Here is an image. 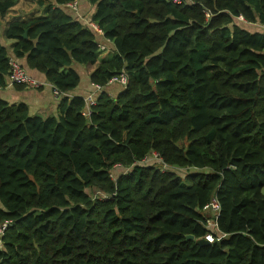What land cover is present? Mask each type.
I'll list each match as a JSON object with an SVG mask.
<instances>
[{"label":"trees","instance_id":"1","mask_svg":"<svg viewBox=\"0 0 264 264\" xmlns=\"http://www.w3.org/2000/svg\"><path fill=\"white\" fill-rule=\"evenodd\" d=\"M71 1L39 0L0 42V89L11 57L61 94L75 64L102 86L88 116L89 92L48 117L0 95V264H264V29L237 20L264 25V0H88L101 32Z\"/></svg>","mask_w":264,"mask_h":264},{"label":"crops","instance_id":"2","mask_svg":"<svg viewBox=\"0 0 264 264\" xmlns=\"http://www.w3.org/2000/svg\"><path fill=\"white\" fill-rule=\"evenodd\" d=\"M36 10L44 12V9L41 5H37L36 7H34L32 4V6L27 7L19 3L15 7V9L6 17L0 18V42L7 45V47L10 48V51L12 50L11 46L13 45V40L7 39L4 33L9 22L12 21L15 17L24 18L31 15L32 13H35L37 15V13L35 12ZM94 11L95 7L91 5L88 0H79V9L78 14L76 15L81 17L83 19V22L90 19ZM107 47V52L113 54L111 48L108 45ZM74 67L81 74L82 80L79 87L73 92L60 95L56 94L53 85L45 81L44 75L36 72L34 73V75H31L43 82V85L41 87L17 88L15 86L7 85V87L0 89V95L11 103L24 102L28 104L31 114L40 115L42 117H48L51 115L57 116L61 112V101L63 100V98H71L75 95H83L90 92L91 90L92 82L90 81L84 65L75 64ZM114 87L115 86L112 87L111 85L110 88L113 90Z\"/></svg>","mask_w":264,"mask_h":264},{"label":"built area","instance_id":"3","mask_svg":"<svg viewBox=\"0 0 264 264\" xmlns=\"http://www.w3.org/2000/svg\"><path fill=\"white\" fill-rule=\"evenodd\" d=\"M172 1L177 3V4H184V3L191 2L190 0H172ZM65 7L72 9L74 13L78 14L79 0H74V1L68 2L65 5ZM237 20L245 21L246 23H248L246 21V19L244 18V16H242V15L239 16L237 18ZM89 25L94 30L101 32V29L99 28V26L94 21H91L89 23ZM258 26H260V28L264 29V25L258 24ZM106 47H107L106 44H100V49L102 51H107L108 48H106ZM9 63H10V72L8 74L9 85L23 84V85H27L28 87H31V88H39L43 85V82L40 81L39 79L33 77L25 69V67L22 66L21 62H19L16 58L11 57ZM127 81H128V79H127L126 74L124 72H122L119 75L112 77L111 80L109 81V85L118 84L120 86H125L127 84ZM54 89H55L56 94H59V95L61 94L56 88H54ZM101 90H102V86L94 85V91L89 92L85 96L86 109L84 110V114L86 116L91 114L92 106L97 104V94ZM154 159L155 160L158 159V153L157 152H153L151 156H146L143 161H144V163L152 162V161H154ZM117 167H121V165L119 164V165H117ZM203 210L204 211H211L213 213L215 219H216L219 215L220 210H221V205H220L217 198H213L212 201L203 208ZM208 221H209L210 226L217 228V223H216V221H214V219H209ZM10 225H11L10 220L1 223L0 224V235H3L5 230ZM224 236H226V234L219 235L220 238H222ZM204 239L207 240L209 243H212L215 240V235L213 233H208Z\"/></svg>","mask_w":264,"mask_h":264},{"label":"rangeland","instance_id":"4","mask_svg":"<svg viewBox=\"0 0 264 264\" xmlns=\"http://www.w3.org/2000/svg\"><path fill=\"white\" fill-rule=\"evenodd\" d=\"M22 5H25V6H27V7H30V6H32V4H33V6L34 7H36L37 5H38V3H39V0H21V2H20ZM35 10V9H34ZM37 14H43V12L41 11H35ZM35 14V13H34ZM92 20H87V23L89 24L90 22H91ZM239 21V20H238ZM240 22V24L242 25V26H249V28L250 29H253V30H256L257 28H260V26H258V23H254V25H253V23H250V22H248V23H246L245 21H239ZM245 23V25H243ZM251 25V26H250ZM256 25V26H255ZM260 29H262V28H260ZM258 30V29H257ZM106 48H108V47H106ZM110 52H107V51H103L102 52V56L104 55H108ZM113 86H115L114 88H113V90L116 92V91H118L120 88H119V85L118 84H113L112 85V87ZM154 161H155V159H154ZM122 170H125V168H123ZM118 173H121V171L120 170H117L114 174H116V175H118ZM263 191H264V189H263ZM0 236H2V235H0Z\"/></svg>","mask_w":264,"mask_h":264},{"label":"water","instance_id":"5","mask_svg":"<svg viewBox=\"0 0 264 264\" xmlns=\"http://www.w3.org/2000/svg\"><path fill=\"white\" fill-rule=\"evenodd\" d=\"M24 36L26 37V36H27V33H25ZM187 238H188V239H194V236L189 235ZM197 243L200 244V245H209V244H210V243H209L207 240H205V239H199V240L197 241Z\"/></svg>","mask_w":264,"mask_h":264}]
</instances>
